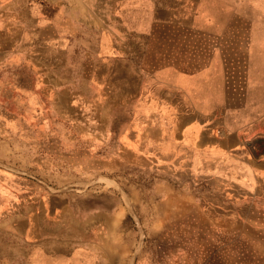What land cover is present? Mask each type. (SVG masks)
Masks as SVG:
<instances>
[{"label":"rangeland","instance_id":"obj_1","mask_svg":"<svg viewBox=\"0 0 264 264\" xmlns=\"http://www.w3.org/2000/svg\"><path fill=\"white\" fill-rule=\"evenodd\" d=\"M66 1V9L79 21L75 31L81 55L99 47L105 37L116 46L114 53L126 54L144 75L145 114L137 116L125 108L119 112L115 106L108 121L114 134L125 140L144 127L145 161L114 167L112 186L107 187L113 196V226L105 233L99 226L95 232L89 227V239H97L98 259L87 264H264V212L253 215L247 205L227 203L232 192L243 191L241 186L232 184L229 177L224 181L204 172L210 167H202L199 156L188 159L191 156L186 157L183 148L170 144L172 119L163 108L160 116L148 113L154 93L170 83L181 85L176 73L211 63L219 70L224 90L238 98L240 105L264 110V36L251 33L248 19L257 13L254 7L262 6L256 0H228L229 4L224 0ZM168 12L169 21L155 18ZM199 13L209 16L219 31L193 27L192 18ZM137 18L143 22L142 31L141 25L132 24ZM24 102L0 83V204L4 188L14 186L16 211L21 209L22 214L28 204L80 193L79 181L90 178L88 174L76 180L68 176L78 170L72 155L80 149L78 140L85 138L72 129L80 117L64 122L53 119L52 130H30L24 115L13 114ZM90 122L86 118L82 123ZM116 136L112 135L113 141L120 142ZM118 148L114 143V150ZM103 184L86 187L83 194L87 192L91 200L100 195ZM78 199L72 197L85 205L84 199ZM3 209L0 205V264L64 263L62 257L41 260L31 254L23 229Z\"/></svg>","mask_w":264,"mask_h":264},{"label":"crops","instance_id":"obj_2","mask_svg":"<svg viewBox=\"0 0 264 264\" xmlns=\"http://www.w3.org/2000/svg\"><path fill=\"white\" fill-rule=\"evenodd\" d=\"M254 3L262 7H254L257 13L248 16L251 33L264 36V0ZM66 4V0H0V83L25 101L13 114L24 115L30 130H52L53 119L64 122L80 117L79 123H71L72 129L84 133L85 138L78 140L80 149L72 155L78 170L68 176L76 180L95 175V181H79L80 193L72 197L84 199L83 206L65 194L28 204L22 214L20 208L16 211L15 187L11 185L4 188L0 205L2 212H9L10 221L23 229L31 254L41 260L62 257L63 264H87L98 259L97 239H89V227L95 232L99 226L105 233L113 226V196L107 187L112 186L114 167L145 161L144 127L130 131L133 134L125 140L114 134L108 121L115 106L119 112L125 108L137 116L145 114L144 75L134 69L126 54L114 53L116 46L105 37L99 47L81 55L75 31L79 21L75 22ZM166 15L155 14V18L172 19L171 12ZM139 18L132 24L141 25L142 31ZM190 24L201 31H219L203 13L194 14ZM219 74L212 63L200 70L176 73L181 85L170 83L169 88L163 86L154 93L148 113L160 116L163 108L172 119L169 135L174 143L170 139L169 143L183 148L185 156H191L188 159L199 156L202 167H210L204 172L224 177V181L229 177L232 184L241 186L243 191L232 192L227 203L247 205L253 215L259 214L264 212V110L240 105L238 98L224 90ZM86 118L92 122L83 125ZM112 135L120 142H114ZM98 182L104 183L100 195L89 200L91 195L83 194L84 189ZM17 213L21 220L16 219Z\"/></svg>","mask_w":264,"mask_h":264}]
</instances>
